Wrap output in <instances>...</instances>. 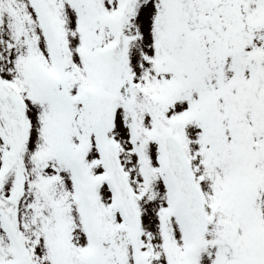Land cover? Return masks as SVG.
Instances as JSON below:
<instances>
[{"label":"snow or ice","instance_id":"6c2138e0","mask_svg":"<svg viewBox=\"0 0 264 264\" xmlns=\"http://www.w3.org/2000/svg\"><path fill=\"white\" fill-rule=\"evenodd\" d=\"M0 264H264V0H0Z\"/></svg>","mask_w":264,"mask_h":264}]
</instances>
